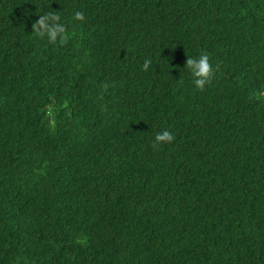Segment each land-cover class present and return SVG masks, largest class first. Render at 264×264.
<instances>
[{"label": "trees", "instance_id": "16d2710c", "mask_svg": "<svg viewBox=\"0 0 264 264\" xmlns=\"http://www.w3.org/2000/svg\"><path fill=\"white\" fill-rule=\"evenodd\" d=\"M0 264H264V0H0Z\"/></svg>", "mask_w": 264, "mask_h": 264}, {"label": "clouds", "instance_id": "9594fccd", "mask_svg": "<svg viewBox=\"0 0 264 264\" xmlns=\"http://www.w3.org/2000/svg\"><path fill=\"white\" fill-rule=\"evenodd\" d=\"M84 14L82 12H76L72 19L74 21H82ZM59 19V15L50 18L45 15L39 19V21L33 25V32L36 33L40 30V34L44 35L47 32L48 41L55 45L57 38L59 42L63 44L71 35L70 32H66L64 28V22L56 23ZM187 68L190 71L192 79L194 78V86L199 90H203L213 75V68L209 63V57L206 54L199 56L198 60L194 61L191 57L187 60ZM174 135L167 130L158 132L155 135L153 147L156 148L162 144H170L174 140Z\"/></svg>", "mask_w": 264, "mask_h": 264}]
</instances>
